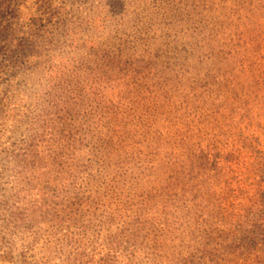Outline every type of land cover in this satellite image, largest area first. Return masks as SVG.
Wrapping results in <instances>:
<instances>
[{
  "label": "rangeland",
  "instance_id": "obj_1",
  "mask_svg": "<svg viewBox=\"0 0 264 264\" xmlns=\"http://www.w3.org/2000/svg\"><path fill=\"white\" fill-rule=\"evenodd\" d=\"M0 264H264V0H0Z\"/></svg>",
  "mask_w": 264,
  "mask_h": 264
}]
</instances>
